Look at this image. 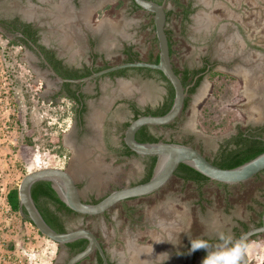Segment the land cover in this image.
Instances as JSON below:
<instances>
[{
	"label": "rangeland",
	"instance_id": "obj_1",
	"mask_svg": "<svg viewBox=\"0 0 264 264\" xmlns=\"http://www.w3.org/2000/svg\"><path fill=\"white\" fill-rule=\"evenodd\" d=\"M180 1L191 2L194 10L189 21H183L180 8L171 0L165 3L170 11L166 30L172 43V65L178 69L184 65L195 67L201 57L209 55L220 63L212 73L222 75L210 73L203 79L174 125L151 126V130L162 141L186 142L211 159L224 139L247 126L264 124V0ZM80 2L0 0V18L24 14L29 21L40 20L43 40L67 45L69 53L65 55L76 64L89 60L74 42L73 31H78L74 27L79 26L74 17L77 14H83L89 25L103 34L97 45L103 53L96 62L98 65L122 62L124 55L120 50L126 42L140 60L158 52L150 12L134 8L131 0H82L83 4L78 5ZM8 41L9 36L0 31V239L4 241L0 252L3 254L5 249L14 251V247L16 253L27 234L32 237L38 232L22 215L16 213L9 218L4 213L9 205L8 191L18 187L26 172L44 166L61 167L71 173L82 200L92 202L142 178L145 159L138 155L131 159L116 158L95 139H88L85 145L75 142L70 136L74 104L54 94L56 85L32 70L27 50ZM218 55L220 59L216 58ZM228 65L236 69L230 70ZM144 74L128 70L117 80L102 78L98 99H112L113 103L107 110L92 102L89 108L103 115L107 111L123 121L131 119L125 105L127 100H134L139 107L158 104L165 96L166 83L157 73ZM97 85V81L87 82L85 89L89 91ZM205 86L207 93L200 96ZM103 122L95 123L100 128ZM56 135L61 136L66 149L61 153L55 152ZM111 136L116 138L117 132L111 131ZM263 208L264 172L237 184L209 180L200 189L173 175L156 191L118 202L101 215L67 214L65 226L67 230L91 229L113 261L125 264L131 247L140 250L152 241L163 239L174 253L179 248L187 252L190 243L199 237L230 238L227 230L236 219L252 225L260 220ZM14 226L19 227L14 230ZM39 240L41 247L47 249L36 243L37 253L32 262L21 255L22 263L0 257V264H43L48 258L52 264H65L70 254L63 244L40 235ZM246 253L249 264H264V233L247 244ZM94 260L92 253L79 264H94ZM185 262L183 258L179 264ZM164 264H175L172 254Z\"/></svg>",
	"mask_w": 264,
	"mask_h": 264
},
{
	"label": "water",
	"instance_id": "obj_2",
	"mask_svg": "<svg viewBox=\"0 0 264 264\" xmlns=\"http://www.w3.org/2000/svg\"><path fill=\"white\" fill-rule=\"evenodd\" d=\"M136 5L152 14L153 27L158 46V61L149 62L146 60L124 61L110 64L100 70L90 73L82 78H63L59 76L51 65L46 62L49 71L59 81L68 82H86L109 72H113L127 67H145L159 70L166 80L171 84L174 97L173 102L167 112L160 115L144 114L140 115L128 123L123 131V143L135 154L142 156H156L157 161L151 177L140 183L119 187L97 202H85L79 194L77 183L67 170L56 166H44L26 172L21 178L18 187L19 211L24 209L28 219L36 229L48 239L58 243L65 244L76 239L84 238L87 243L83 249L72 254L65 264H76L87 258L95 251L101 257L102 264H108L105 249L94 232L86 227H77L63 232L53 229L43 218L36 207L31 196L32 185L39 180H48L59 198L72 211L81 215H101L110 207L118 202L125 201L134 197L150 194L163 186L174 175V171L180 163H185L201 174L207 176L210 180L224 183L237 184L244 182L264 169V151L249 159L248 161L231 168H223L210 162L196 148L178 142L156 141L140 142L135 138L136 131L143 125L162 126L172 122L181 112L184 99L187 96L188 86H184L179 75L175 72L169 48V41L166 32V7L165 1L157 2L155 0H133ZM264 233V208L261 214V225L252 227L243 232L234 243V253L239 258L240 264H249L248 255L241 247V244L255 234ZM200 242L204 244L203 251L210 257L221 253L213 250L209 242L204 238H197L193 243ZM192 244L189 248L186 264H193L195 251H192ZM222 264H231L225 257Z\"/></svg>",
	"mask_w": 264,
	"mask_h": 264
},
{
	"label": "flooded vegetation",
	"instance_id": "obj_3",
	"mask_svg": "<svg viewBox=\"0 0 264 264\" xmlns=\"http://www.w3.org/2000/svg\"><path fill=\"white\" fill-rule=\"evenodd\" d=\"M155 1H157V2L158 1L159 2L165 1V3H166L167 1H170V0H155ZM78 2H80V0H77V3ZM82 4H83V2L81 0V2L78 5H82ZM190 5H192V3ZM15 17L18 18L22 22L30 24L32 29H35V34H34V36L36 37L35 42L32 41L31 37H33V35L31 36V34L28 33L29 31H27L23 34L21 31H18V30L12 31L10 29L7 30L1 26H0V28H1L0 31L4 35L9 36V41L10 40L20 41L18 37H23L25 40H27V43L20 42L21 44H19V46L24 51L27 50V52L29 53L28 56H29V59L31 61L30 64H32V67H33L32 70L35 71L37 74L43 76L44 79L51 82L52 85H54V86L56 85L57 89L55 90L56 93H54V94L63 96V95H67V93H72L75 96H77L76 98H78V100H79L78 108L83 107V110L80 111L79 115L76 114L75 111L73 114L74 124L71 128L70 136L76 140L75 142H79V144L81 143V144L85 145L88 142L87 141L88 139L89 140L95 139L96 142L103 143V145L105 147H107V149L109 151H111L116 156V158L120 157V158L131 159V157H133V155H138L135 153L128 155V156L120 154L122 147H123L122 145H123L124 124L126 122H130V120L133 119L134 115L137 114V112H139V111L142 112V111H145L148 109L152 110V109L156 108L157 106L161 105L165 99L167 89H166L165 96L163 97V99L158 104H156L154 106L144 105L143 107H139L138 104L136 102H134V100H132V99L127 100L125 105H126V109L128 110V112L130 113V116H131V119H128V120L121 121L118 119V117L116 115L111 116L110 114L107 113V111L104 112V115L99 113L97 110L95 112H93L94 110L89 108L91 102L94 104H97V105L102 104V106L104 108H106L108 105H111L113 103L112 99H103V98L98 99V96L100 95L99 91L101 90L99 81L105 77H107V79L109 81L117 80V78L123 77L125 74H118V75L116 74L113 76L105 74V75H101L99 77H96L92 80H88L86 82H76V83L70 82V84L66 86L65 81L57 80L56 77L49 71V68H48L46 62H48L51 65V67L54 69V71L59 76H61L63 78H69L65 74V72L67 71L66 69L72 70V71L77 70V73L74 74L76 76L75 78H82L84 76H87L90 73L99 70V68L104 65V63L102 65H98L96 63L100 57H103V53L101 51H98V49H97V47H98L97 45L102 40L103 34L99 33L97 30L95 31V27L91 26V24L89 25V20L86 19V17L83 14H79V15L77 14V16L74 15V17H76V19H77L76 21L79 22L78 23L79 26L74 27V29H77L78 31H76L74 29H73L74 31L72 30L75 34L74 37L76 36L74 39V42L76 43V46H78V48L80 47L81 52H84V54L88 55V57H89V60H83L82 62H78L76 64V63H73L70 60H68L69 55L68 56L65 55L66 52L69 53L67 45H64V43H62V42L56 43L57 45L48 44L47 42H45V40H43L44 38L42 36V31H41V27H40L42 25L39 22L40 20L29 21L28 18H26V16L24 14H23V16L20 14H17V15H15ZM15 17L13 16V17H9V18L12 19ZM167 20H166V22H167ZM233 27H231V29H233ZM234 29H235V27H234ZM79 31H82V32H79ZM226 32H228V31H225V33ZM226 35H228V34L226 33ZM217 43L222 44L223 42L218 41ZM125 45L128 46L129 43L126 42ZM124 46L120 50L121 52L123 51ZM217 53H218V51H217ZM122 55H124L123 52H122ZM221 56H222V59L225 58L223 55H221ZM226 57H228V55ZM123 58H126V56L124 55ZM216 58L220 59V56L218 55V57H216ZM214 60H212L209 55H204L203 57H201L200 63L198 65H196L195 67L187 66L188 69L189 68H196L197 70H199L203 66H205L203 70L197 71V73L194 75V79L191 82V84L194 81H196L198 76H202L200 83H199V85H200L202 83L203 79L205 77H207L210 73H212V71H214L215 66L220 64V63L215 62ZM223 63L221 62V65ZM106 65H108V64H106ZM229 67H230L229 68L230 70L236 69V66H229ZM69 74H71V73H69ZM94 81H97L98 85L93 86L91 89H88L89 91H87L85 89L86 83L87 82H94ZM199 85L196 87V89L199 87ZM200 94H201V92L199 93V95ZM94 99H96V100H94ZM131 103H133L135 105V107L132 108ZM76 106H77V104H76ZM136 109H138V110L136 111ZM106 110H107V108H106ZM95 115L97 117H95ZM139 116H140V114H139ZM98 120L101 123L104 120V122H103L104 125L102 124V126H100V128L95 123V122H98ZM151 126H154V125H148V131L153 133L151 130ZM155 126H157V125H155ZM162 126H168V125H162ZM262 126H264V124ZM111 131L117 132L116 138H114V137H113V139L109 138V137H112ZM156 136H159V135H156ZM159 137L161 138V136H159ZM217 150H218V148H217ZM217 150H216V152H217ZM200 152L204 155V153L202 151H200ZM216 152H215L214 156L217 154ZM138 156H142V155H138ZM142 157L145 158L144 159V172H143L142 178L138 179L133 184L144 182L143 179L145 178L147 166L150 163V158H149V156H142ZM205 157L208 159L207 156H205ZM209 160H211V159L209 158ZM156 161H157V158H156ZM155 165H156V163H155ZM154 168H155V166H154ZM153 171H154V169H153ZM186 182H192V181H186ZM61 217L65 220L66 214L62 215ZM259 225H261V218H260V221L258 220L255 223H253L252 225L247 224L246 222H244L241 219H236V222L231 224L227 230L228 233H230V235H231L230 238L225 239V238L219 237V236L214 237V238L207 237V236L206 237H199V238H204L206 240H209L208 242H209L211 248L213 250L221 253V254H225V257L227 256L226 258L229 260V262L230 263L232 262L231 264H234V263L236 264L237 262H238V264H240L239 258L234 253V248H233L234 243L237 240V238L243 232L247 231L248 229H250L252 227H256ZM257 235H259V234H255V235L251 236L249 239L245 240L241 244V247L245 250V252H246L247 244L250 243V241H252L254 239V237H256ZM192 242L190 243L189 248H190ZM64 247L66 248V251L70 254L69 248L66 245H64ZM189 248H188L187 252L184 251V253H183V257H185V259L187 258ZM198 252L196 250L194 262H195V258L198 255H200L201 263L204 264V260L206 258H208L209 256H206L203 253V249L199 250ZM94 254H95V252H94ZM107 255H108V261L110 264H118L117 260L113 261V260H111V257L108 253H107ZM248 260H249V257H248ZM194 262H193V264H194ZM249 262H250V260H249ZM94 264H97L96 256H95ZM185 264H186V262H185Z\"/></svg>",
	"mask_w": 264,
	"mask_h": 264
},
{
	"label": "trees",
	"instance_id": "obj_4",
	"mask_svg": "<svg viewBox=\"0 0 264 264\" xmlns=\"http://www.w3.org/2000/svg\"><path fill=\"white\" fill-rule=\"evenodd\" d=\"M131 1H132V5L134 6V8H140L138 5L134 3L133 0ZM171 1L174 3L175 6L180 8L179 10L181 12L183 21H189V15L194 10V8H192L190 5L191 2H188L187 4H185V3H182L180 0H171ZM169 14H170V11L166 10L167 19H168ZM0 26L7 30L10 29L12 31L14 30L21 31L23 34L29 31L28 33L31 34V36L33 35V37H31L32 41L35 42L36 40V37L34 36L35 29H32L30 24L22 22L16 17L12 19L11 18H0ZM152 27H153V24H152ZM166 32H167L168 41H169L170 54H172V43L170 40V34L167 30ZM18 38L20 41L10 40L8 42L12 44H18V45L21 44L20 42L27 43V40H25L23 37H18ZM154 38L156 40V37ZM122 52L126 56V58H124L122 62L138 60V55L134 50H132L131 45L130 46L125 45ZM146 61L157 62L158 52L155 55L151 54ZM107 66L108 65L104 64L103 66L99 68V70ZM204 67L205 66L197 70L196 68L188 69L187 65H184L181 69H178L173 66L175 72L179 75L183 85L185 87L188 86V88H187V96L184 99L183 107L181 109L180 114L172 122L166 125L168 126L174 125V123L178 121L181 114L186 109L188 105V101H189V96L195 92L196 87L199 85L202 76H198L196 81H194L192 84L191 82L193 81L194 75L197 73V71L203 70ZM66 70L67 71L65 72V74L70 79H74L76 77L74 74L77 73V70H73V71L68 70V69ZM128 70H134V71H138L139 73H145L144 75L146 74L148 75L151 73H157L158 75H160L161 79H163L167 83L166 84L167 93H166L163 103L152 110L148 109L142 112L141 111L137 112V114L134 115L133 119L138 117L139 114L140 115H143V114L160 115V114H164L165 112H167L173 102L174 91H173L171 84L166 80L164 75L159 70L145 68V67H127V68H122V69H119L113 72H109L107 74L110 76H113L116 74L117 75L125 74L126 71ZM213 73L216 75H222V73L220 72H213ZM210 78H213V77H210ZM69 84L70 82L65 81L66 86ZM63 97L67 98L74 104V111L76 114L79 115L80 111L83 110V107L78 108L79 100L78 98H76L77 96H75L72 93H67V95H63ZM131 105H132V108L135 107L133 103H131ZM137 110L138 109H136V111ZM128 123L129 122H126L124 124V129L128 125ZM135 138L140 142H156V141L161 140L159 136H156L155 134L148 131V125L141 126L136 131ZM53 140H54V145H55V152L61 153L66 150L65 147L62 145L60 135H56V137H54ZM169 142H172V141L169 140ZM181 143L187 144L186 142H181ZM122 146L123 147L120 153L121 155L128 156V155L134 154V152H132L124 143ZM263 151H264V126H255V127L247 126L243 129L238 130L236 134L232 135L231 137L224 139L223 142L220 143L218 147L217 154L213 158H211V160H209V158L208 160L217 166H220L223 168H231V167H235L237 165H240L248 161L249 159L255 157L256 155H258L259 153ZM149 158H150V163L147 166L146 175L143 181L148 180L153 174V169H154L157 157L149 156ZM261 172H264V169ZM174 174L185 182L192 181L199 189L204 183H206L209 180L207 176L201 174L199 171H197L196 169H194L193 167L185 163H180L177 166L176 170L174 171ZM31 196L33 198V201L36 207L40 211L45 221L53 229L57 231L63 232L67 230L65 226V220L61 217L62 215H65V214L67 215L70 213L78 214L72 211L68 206L65 205V203L57 195L56 191L53 189L51 182L48 180L36 181L31 187ZM6 198L12 210L19 211L20 207H19L18 194H17L16 187L8 191ZM100 199H94L92 200V203L97 202ZM21 212H22V217L24 218V220L32 224V222L28 219L25 210L21 209ZM261 214L262 212L260 213V216ZM84 216H88V215H84ZM38 234L42 237L47 238L46 236L42 235L39 231H38ZM86 243H87L86 239L80 238V239H76L71 242L65 243L64 245H66L69 248L70 255H72L80 251L81 249H83ZM101 245L103 246L102 243ZM201 249L202 248H200L199 250ZM199 250H197V252ZM203 253L206 256H208L204 251ZM105 254L107 255L106 251H105ZM95 256L97 258V264H102L101 257L97 251H95ZM107 259H108V255H107ZM108 264H110L109 261H108ZM236 264H238V262Z\"/></svg>",
	"mask_w": 264,
	"mask_h": 264
},
{
	"label": "crops",
	"instance_id": "obj_5",
	"mask_svg": "<svg viewBox=\"0 0 264 264\" xmlns=\"http://www.w3.org/2000/svg\"><path fill=\"white\" fill-rule=\"evenodd\" d=\"M174 250L175 252L173 253L172 248L166 245L163 239L160 241H152L149 245L141 247L140 250L138 247H131L125 264H164L169 261L171 254L173 256V262L179 264L181 259H185L183 257L184 251L180 248ZM111 260L113 259L111 258ZM198 261L201 262L200 255L195 258L194 264H200ZM119 264L123 263L120 262Z\"/></svg>",
	"mask_w": 264,
	"mask_h": 264
},
{
	"label": "built area",
	"instance_id": "obj_6",
	"mask_svg": "<svg viewBox=\"0 0 264 264\" xmlns=\"http://www.w3.org/2000/svg\"><path fill=\"white\" fill-rule=\"evenodd\" d=\"M4 213H6L7 215H9V218H13L14 215L17 213L18 215L21 216V213L20 211H15V210H12V208L10 207V205H7L5 208H4ZM31 224V223H30ZM16 229H15V228ZM13 229L14 230H17V228L19 226H14ZM34 242H33V241ZM4 241L0 239V250L2 245L4 244L3 243ZM36 243H39L40 245H38L40 248L41 247V243H40V240H39V234L38 232H35L34 235L32 237L29 236V234L26 235V237H24V241L21 242L19 245H18V248L16 249V253L15 252V247H14V251H10V248L9 249H5V253H1L0 254V257L2 258V260H14L13 262H16V263H22V258H21V255H26V258L24 256V259H28L29 263L32 262V260L35 258L36 256ZM47 244V243H46ZM46 247H43L42 249H44ZM47 249V248H46ZM45 249V250H46ZM3 251V250H2ZM54 252V251H53ZM11 255H13V257L11 258ZM41 262V261H40ZM52 264V259L51 258H48L47 260H43V264Z\"/></svg>",
	"mask_w": 264,
	"mask_h": 264
},
{
	"label": "clouds",
	"instance_id": "obj_7",
	"mask_svg": "<svg viewBox=\"0 0 264 264\" xmlns=\"http://www.w3.org/2000/svg\"><path fill=\"white\" fill-rule=\"evenodd\" d=\"M202 247H204L203 243L195 242L192 244L191 250L192 251L199 250ZM224 260H225V254H219V255L210 256V257L206 258L204 260V264H222V261H224Z\"/></svg>",
	"mask_w": 264,
	"mask_h": 264
},
{
	"label": "bare ground",
	"instance_id": "obj_8",
	"mask_svg": "<svg viewBox=\"0 0 264 264\" xmlns=\"http://www.w3.org/2000/svg\"><path fill=\"white\" fill-rule=\"evenodd\" d=\"M241 72V71H240ZM244 73V72H243ZM245 76V75H244ZM246 79V78H245ZM123 86V85H122ZM128 87V86H127ZM125 90H128V91H132L130 88L128 89V88H126V87H123ZM207 89H208V86H205L204 87V89L201 91L202 93V96H205L206 95V93H207ZM127 92V91H126ZM201 96V95H200ZM142 97V96H141ZM143 98V97H142ZM195 105V104H194ZM95 117H97L96 115H95ZM73 147V146H72ZM73 149V148H72Z\"/></svg>",
	"mask_w": 264,
	"mask_h": 264
}]
</instances>
